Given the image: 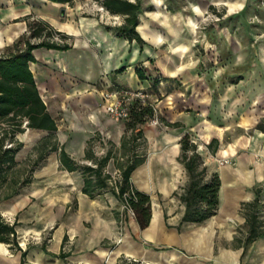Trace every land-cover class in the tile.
I'll return each instance as SVG.
<instances>
[{
	"label": "crops",
	"instance_id": "0c3cea01",
	"mask_svg": "<svg viewBox=\"0 0 264 264\" xmlns=\"http://www.w3.org/2000/svg\"><path fill=\"white\" fill-rule=\"evenodd\" d=\"M140 2L141 12L136 29L143 39L142 43L118 35L114 30L116 25L100 16L103 11L99 0H0V49H6L20 35L26 34L28 22L34 19L46 21L54 30L67 36L68 48L35 47L32 50L35 60L29 62L40 96L56 122L55 134L59 145L79 162L89 160L85 157L87 151L97 155V145L104 149V154L111 149L115 158L111 157L105 166V171L111 176L109 184H112V178L119 176L117 161L132 153L144 156V160L132 170L130 181L135 188L149 194L151 203L149 224L141 229L132 214L127 222V233L121 243L112 249L106 241L115 231L114 212L122 203L110 189L95 197L82 192L81 172L62 168L57 151H51L31 173L44 166L50 154L55 152L56 164L53 167L55 165L66 175L63 174L54 183L61 187L57 195H49L45 200V205L50 208L37 213L65 215L66 219L53 231L48 244L35 247L20 240V236L27 233L30 227H20L17 222V238L21 248L26 250L25 263L119 264L121 255L158 262L178 255L173 251L179 252L178 248H191L203 257L207 254L210 256L213 225L237 213L241 214L240 202L252 199V186L263 183L264 144L261 135L264 134V125L260 129L256 124L264 120V107H258L264 104V82L249 85L250 112L256 135L243 139L242 132L235 135L231 132V129L244 128L243 108H236L239 115L232 119L235 128L226 124L216 129L211 116L214 98L196 80L198 74L194 64L185 62L181 54L174 50L172 55L165 54L162 48L165 40L155 31L159 24L155 17L146 18L142 14L146 9L143 0ZM152 4L158 9L163 3L154 0ZM179 10L180 7L165 6V10L159 12L165 16ZM111 15H118L123 21L121 14L108 12V16ZM177 79L181 84H175ZM113 85L146 88L154 94H161L157 105L163 126L148 121L141 123L136 128L140 129L141 137L135 140V147L129 142L122 145L131 134V130L125 127V119L114 120L101 103V90ZM205 85L209 88L208 84ZM231 85L235 87L233 89H239L243 84ZM185 90L189 92L186 94ZM225 92L228 93L227 90ZM225 94L216 99L219 104H223ZM239 99H242V95L236 93L231 101L237 104ZM176 121L180 125L167 124ZM199 130L204 135L209 132L198 145L206 149L202 152L199 150L207 167L206 176L216 172L220 178L219 205L216 213L202 223L183 222L178 229L185 207L178 196L173 195V191L188 179L179 159V139L184 132L195 137L199 135ZM28 133L34 135L32 141L23 138L22 135ZM228 133L233 137L224 141L223 137ZM45 134L46 131L42 129L26 128L17 135L23 142L16 153L19 163L24 155L23 148H31L36 154L33 147ZM105 137L109 139L105 141ZM213 137L217 138L218 144L212 153L206 144ZM130 144L131 147H128ZM225 157L230 158L232 163L218 162ZM33 177L29 183L37 180ZM22 188L7 198L9 203L6 207L3 205L5 199L0 200V213L10 223L15 220L9 221V215L15 219L17 211L27 204L31 206L30 196L22 206L17 204L23 196ZM70 205L74 206L71 211ZM30 212L35 214L36 210L29 208ZM33 229L38 230L35 225ZM67 237L73 246L65 252L63 242ZM60 252L65 255L59 256ZM0 264H21L20 251H11L6 243L0 241ZM128 264L133 263L129 261Z\"/></svg>",
	"mask_w": 264,
	"mask_h": 264
},
{
	"label": "rangeland",
	"instance_id": "374dc122",
	"mask_svg": "<svg viewBox=\"0 0 264 264\" xmlns=\"http://www.w3.org/2000/svg\"><path fill=\"white\" fill-rule=\"evenodd\" d=\"M152 2L154 0H143L146 10L142 14L146 18L153 16L158 22L159 25L155 28V31L165 40L162 47L165 54L172 55L174 50L176 53L181 54L185 62L190 65L194 64V69L198 74L196 80L214 98L215 106L211 111V116L215 128L218 129L226 124L235 128L233 127L235 121L232 119L235 118V115H239L236 108H243L244 128L241 130L231 129V132L234 135L242 132L243 139H249L256 135L253 129L252 112H250L251 91L249 85L264 82V0H161L163 4L159 6V11L165 10V6L180 7L179 12L171 11L166 13L165 16H161L162 13L153 6ZM156 16H160V18ZM31 40L35 42L38 39L32 38ZM60 41L62 40L60 39ZM1 52H6V49H0ZM152 68L154 70L158 69L157 67ZM158 76L163 77L159 73ZM175 84H181V82L177 79ZM205 84H208L209 88ZM231 84L243 85L239 89H233L235 87ZM226 90L228 91L227 94H225ZM185 92L187 94L189 91L185 90ZM236 93L242 95V99H239L237 104L231 101ZM221 94H225L223 104H219L220 102L216 100L219 99ZM160 97V93L154 94L153 92L149 97V101L154 108V116L158 119V122L155 123L157 126H163L159 119L160 113L157 105ZM263 105L260 104L258 107L262 108ZM261 122L264 125V120ZM212 133L211 131L210 134ZM198 134L195 137L191 136V138L197 142V148L202 152L206 149L202 145L199 147L198 143H201L209 135V132L204 135V132L199 130ZM22 136L26 141H29L33 139L34 135L28 133ZM231 137H233L232 134L228 133L223 139L229 141L232 139ZM261 138L262 144H264V134L261 135ZM107 139L109 138L105 137V141ZM98 147L99 145L95 146V149ZM22 151L24 155L18 167H16V175L20 179L30 175V181L33 176L37 180L33 183H29V181L23 186L21 192L23 196L17 202L19 206H22L30 196L32 197L31 206L28 207L27 204L17 211L15 219L9 215V221L15 220L14 222H18L20 227H30L27 233L21 234V241L27 242L28 246H44L49 243L51 234L66 219V216H48L43 212L39 214L37 211L50 208L45 205V200L49 195H57L61 187L54 183H57V180L63 174H66L55 165L53 167V164H56L55 152L50 154V159L45 162L44 166L37 169L34 174H28V169L31 167L36 154L31 148H23ZM47 178L50 180H47ZM262 187H264V180ZM245 189L248 191L249 188L246 186ZM8 203L9 200L5 199L3 201L4 207ZM262 204L261 215L264 218V192L262 194ZM73 207V205H70L69 211ZM29 208H34L36 213H29ZM52 208L55 209V207ZM114 215L116 216L115 231L106 241V244L111 246L112 249L121 243L127 233V222L132 216L130 212H124L122 206L115 210ZM4 216L7 217V215ZM33 225L38 228L37 231L33 229ZM244 231V218L240 213H237L217 225H213V244L210 256L207 254L203 257L191 248H178L179 252L173 250L178 255L153 263L264 264V236L256 239L245 248L236 246L237 241L233 237H242ZM118 238H121L119 242ZM70 240L67 237L63 242L65 252L73 246ZM120 260L121 262L124 260L131 261L133 264L150 262L128 255H121ZM25 264H32V262L28 261Z\"/></svg>",
	"mask_w": 264,
	"mask_h": 264
},
{
	"label": "trees",
	"instance_id": "16d2710c",
	"mask_svg": "<svg viewBox=\"0 0 264 264\" xmlns=\"http://www.w3.org/2000/svg\"><path fill=\"white\" fill-rule=\"evenodd\" d=\"M99 2L108 12L123 16L121 24L114 26L118 35L125 36L129 40L135 39L139 43L143 42L136 29L141 12L140 0H99ZM27 29L26 34L20 35L11 46L6 47V52L0 53V200L18 193L30 181V175L23 179L16 175V167L19 165L16 153L23 145L17 135L26 128L42 129L46 134L33 147L36 157L28 169V174L49 152L57 151L62 168L68 171L78 169L81 172L82 192L89 197H95L105 189L112 190L121 203H127L131 208L139 227L145 228L151 217L150 196L135 188L130 181L132 170L144 160V156L132 153L123 160L117 161L119 176L109 184L108 180L111 176L105 171V166L111 157L115 158L111 149L100 156L93 152H85V157L95 164L91 165L74 159L62 145H59L55 134L56 122L40 96L29 62L35 60L32 53L35 47L66 49L69 43L64 33L54 30L42 19L29 21ZM55 34L62 41L54 39ZM32 38L38 40L33 42ZM152 115V107L141 105L137 101L131 104L130 114L125 119V127L131 130V134L123 141V146L129 142L135 147L137 144L135 140L141 137L140 129L136 130V128ZM167 124L180 125L177 121ZM256 127L262 129V122H258ZM179 143V159L184 165L188 179L183 186L173 191V195L178 196L185 207L181 221L177 225L178 229L183 222L199 224L214 215L219 205L220 187V178L216 172L209 177L206 176L207 167L191 134L184 132ZM131 144L128 147H131ZM217 144V138L213 137L206 146L211 148L213 153ZM252 190L253 198L240 202L239 210L244 217L245 231L242 237H233L237 241V247L245 248L257 238L264 236V218L261 215L264 187L255 184ZM124 193L126 197L123 196ZM16 224L5 220L0 213V241L6 243L11 251H20L21 264H25L26 250L19 244ZM58 255L63 257L65 254L60 252ZM128 263L129 261L124 260L119 264Z\"/></svg>",
	"mask_w": 264,
	"mask_h": 264
},
{
	"label": "built area",
	"instance_id": "2783aa9c",
	"mask_svg": "<svg viewBox=\"0 0 264 264\" xmlns=\"http://www.w3.org/2000/svg\"><path fill=\"white\" fill-rule=\"evenodd\" d=\"M100 9L101 11H103V13H101L100 16L104 20H107L110 23L115 24V25L121 24L122 19L118 15H111L109 17L108 12L103 7H100ZM53 38L56 40H60L57 34H55ZM100 95H101V103L105 111L114 120H121V119L128 118L130 114L131 104L137 101L141 105H148L152 107L153 115L148 118L149 123L155 124L158 122L157 117L154 116V108L149 101L151 92H149V90L146 88H129L123 85H113L111 87L102 89L100 92ZM95 153L97 155H102L104 154V149L102 147H99L96 149ZM218 162L220 164H231L232 160L228 157H225V158L219 159ZM86 163L95 165L90 160H86ZM114 179L112 178V182H114ZM123 196L126 197V193H124ZM122 210L124 212H130L131 214H133L131 208L127 205V203H122ZM120 240L121 238H118V242ZM145 263L146 264H157V263H153V262L151 263L147 261H145Z\"/></svg>",
	"mask_w": 264,
	"mask_h": 264
},
{
	"label": "bare ground",
	"instance_id": "6f19581e",
	"mask_svg": "<svg viewBox=\"0 0 264 264\" xmlns=\"http://www.w3.org/2000/svg\"><path fill=\"white\" fill-rule=\"evenodd\" d=\"M156 2H157V3H159V2H160V0H156Z\"/></svg>",
	"mask_w": 264,
	"mask_h": 264
}]
</instances>
